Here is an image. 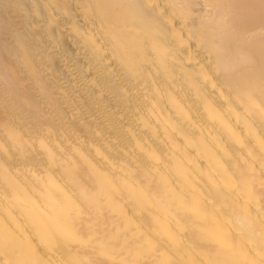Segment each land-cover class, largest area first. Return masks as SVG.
<instances>
[{"label":"bare ground","instance_id":"1","mask_svg":"<svg viewBox=\"0 0 264 264\" xmlns=\"http://www.w3.org/2000/svg\"><path fill=\"white\" fill-rule=\"evenodd\" d=\"M0 264H264V0H0Z\"/></svg>","mask_w":264,"mask_h":264},{"label":"rangeland","instance_id":"2","mask_svg":"<svg viewBox=\"0 0 264 264\" xmlns=\"http://www.w3.org/2000/svg\"><path fill=\"white\" fill-rule=\"evenodd\" d=\"M60 62V61H59ZM61 63V67H62V70L64 71V73H68V71H67V67L66 66H63V63L62 62H60ZM66 67V68H65ZM66 69V70H65ZM78 126V125H77Z\"/></svg>","mask_w":264,"mask_h":264}]
</instances>
